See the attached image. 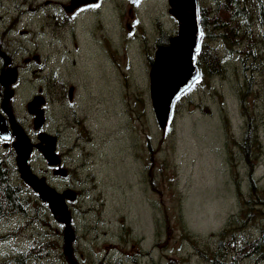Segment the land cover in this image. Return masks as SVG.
I'll return each instance as SVG.
<instances>
[{
    "label": "rangeland",
    "instance_id": "374dc122",
    "mask_svg": "<svg viewBox=\"0 0 264 264\" xmlns=\"http://www.w3.org/2000/svg\"><path fill=\"white\" fill-rule=\"evenodd\" d=\"M13 1H18L22 10L34 17L29 19L23 15L22 21L5 38L9 50H17L25 41L17 30H32L48 23L37 47L48 55L54 36L50 15L54 12L43 8L53 4L66 7L71 0H0V29L14 14ZM100 1L99 10L93 8V13L75 9L78 18L58 33L59 41L73 51L75 65L70 73L73 82L77 81L78 70L90 83H93L91 76L102 71L112 81L101 80L103 103L74 106L83 116H74L72 120L55 114L46 124L49 133L39 134V139H46L52 145L57 133L60 143L63 141L62 151L89 150L91 156L80 151L79 157L95 163L89 168L80 163L79 172H75L76 180L83 181L88 193H80L74 206L66 202L70 212L74 209L71 213L74 231L57 228L53 206L30 196L42 213L48 209L44 216H39L51 229H44V241L49 244L41 260L47 264H67V261L96 264L98 257L116 250L132 256L129 264L135 260H140L141 264H206L195 251L214 247L216 238L212 235L224 227L229 215L238 212L252 190L264 200V148L254 149L258 141H261L259 146H264V27L258 22L257 14L241 19L240 27L259 24L254 31L257 37H263L258 41L262 57L234 50L233 58L228 56L230 52L224 41L212 40V30L203 28L194 59L197 63L198 54L199 77L190 95L193 101L182 96V102L162 132L151 106L147 69L154 40L166 37L174 27L168 0H138L137 7L127 0ZM201 2L203 7L208 5L207 0ZM261 19L264 21V17ZM129 24L133 27L131 31L127 30ZM92 37L97 42L99 57L91 45L83 50L84 42H90ZM193 37L192 33V41ZM74 41L78 47L74 46ZM209 50L219 56L220 63L211 70L205 62ZM10 73L14 75L12 70ZM72 89L77 99L78 87L73 85ZM55 108L68 111L64 102H55ZM142 115L152 121L150 126L140 122ZM250 119L249 128L246 122ZM46 120L44 118V123ZM149 127L153 141L144 144V134L149 133ZM239 141L247 148L248 157L237 145ZM24 146L30 151V143ZM27 151L22 154L26 155ZM47 151L54 165L55 155ZM256 154L257 160L251 157ZM241 157L253 163L251 181L245 182L243 168L236 166ZM37 164L43 170L46 167L43 162ZM70 170L73 169L70 167ZM147 170L156 173L157 190L149 183ZM14 180L20 183L18 173ZM41 182L45 180L41 178ZM252 183L254 189L249 187ZM74 184L75 191L82 188L77 181ZM46 192L52 199L57 195L50 190ZM55 205L59 207L58 203ZM260 210L239 217L252 215L253 224L259 225L260 221L264 222V205ZM24 222L23 217H14L0 224L2 236L6 235L5 231H14L11 236L0 239L1 251L12 246L20 250L27 243L37 248L42 226L32 222L28 228H14L24 227ZM54 249L56 256L51 254ZM101 264L111 263L103 261Z\"/></svg>",
    "mask_w": 264,
    "mask_h": 264
},
{
    "label": "flooded vegetation",
    "instance_id": "af4514ba",
    "mask_svg": "<svg viewBox=\"0 0 264 264\" xmlns=\"http://www.w3.org/2000/svg\"><path fill=\"white\" fill-rule=\"evenodd\" d=\"M11 7L14 14L0 29V159L4 160L6 170L9 172L18 170L16 165L17 148H22V145L26 147L24 145L28 142L31 145L27 160L29 169L39 177H44L51 186L62 194H64L63 191L65 190L75 191V189L69 188L70 186H74L71 182L70 184H67V182L65 184L63 182L59 183L56 177L65 176L68 173L70 174V172L73 173L76 168H79L80 163L86 165L88 168L93 166L95 163L93 161L90 162L89 158L79 157L80 151L87 152L89 156L92 153L89 150H82L80 148H69L65 152L62 151L60 144L63 141L60 143L57 133H54L56 163L51 166L40 153L41 148L43 149L44 147L39 139L41 137L39 134L42 132L49 133L48 129H46V124L47 121L53 119L55 114L64 115L67 117V120H72L74 116H83L81 111L73 109L74 106L103 103L104 94L100 88L102 84L101 80L104 79L105 83H110L112 80L102 71L97 75H92L91 79L93 83H90L89 79L84 78L78 70L77 81L73 82L70 76V73L74 71L75 65L72 58L73 51L71 47L59 41L60 36L58 33L69 22H73L78 18V15L75 13L71 14V11L65 8H62L63 14L59 18L52 19L51 27L54 36L48 55L41 53L37 49L39 43L43 40L42 35L45 33V28L50 25L48 23H42L32 30H17L16 32L20 33V38L25 41L18 45L19 48L17 50H9L5 38L22 21L21 17L23 15L29 19L34 17L27 10L23 11L18 1H13ZM83 7L85 9L84 12L90 11L93 13L94 9L96 11L99 10L97 9V4L85 5ZM71 32L74 34L73 28ZM92 33H95V31L93 30ZM32 39H37L38 41L34 43ZM32 43L33 46L30 45ZM89 45L92 46L97 57H99L97 42L94 40V37L91 38L90 42H84L83 50ZM74 46L78 47L76 41H74ZM156 46H167V44L166 41L160 40L157 37L153 43V47ZM101 56L103 58V54ZM150 60L151 58H149V62ZM10 70H12L14 75L10 73ZM68 75L69 77L67 78ZM10 79L11 81L9 82ZM4 81L9 83L8 86H6L7 84L3 85ZM83 82L89 85V87L84 85ZM73 85L78 87L77 99L74 97ZM35 98H39L41 102V106L35 109L42 110L44 118H47L40 130L34 127L35 114H31L28 110V104ZM55 102H64L68 111L57 110ZM11 118L13 119L12 121H10ZM21 140L24 141L22 142ZM43 142L47 143V141ZM38 161L45 164L44 170L37 164ZM70 167L73 170H70ZM67 264H70V262L67 261Z\"/></svg>",
    "mask_w": 264,
    "mask_h": 264
},
{
    "label": "trees",
    "instance_id": "16d2710c",
    "mask_svg": "<svg viewBox=\"0 0 264 264\" xmlns=\"http://www.w3.org/2000/svg\"><path fill=\"white\" fill-rule=\"evenodd\" d=\"M73 3L78 4L76 0H73V2L69 4L71 5ZM207 3L208 5L203 7L201 0H197L198 24L202 34L203 28L205 30L210 28L213 32L211 39L215 41L217 40V42L223 40L225 48L229 49L230 54H228V56L230 58L235 56L234 50L239 51V53L247 52L252 56L262 57L261 50L258 47V41H260L263 37H257L254 31L256 26L259 24H250L247 27H240V20L252 17L254 14H257L258 22L264 27V21L261 19V17H264V0H207ZM58 6L61 7L60 5ZM69 6H66L65 9H67ZM74 6L75 5H72V7ZM62 14V12H58L56 17L59 18ZM173 22L174 27L172 32L166 37L160 39L166 41L167 46L169 44V39L175 34L176 23L174 19ZM129 27L130 24L128 25V28ZM158 47L166 46H156L150 52V54H153ZM206 47L209 46L206 45ZM150 62L152 64L153 60ZM205 62L211 70L212 66H219V56L213 51L209 50L206 52ZM197 64L199 65L198 54ZM83 68L85 69V66H83ZM196 83L197 79L191 84L189 88L184 90L182 94L176 98V101L172 107L173 111H176L179 106L178 104L182 102V96H184L185 99L190 102L193 101V97L190 95L192 94L191 91ZM173 116L174 114L171 115L168 122L173 118ZM250 121H252V119L246 122L249 128ZM140 122H143L145 126H150L152 121L149 120L147 116L142 115ZM166 127L164 129L160 128L161 131L164 132ZM150 131L151 128L149 127V133L145 132L144 134V144H149L153 141V133ZM21 141L23 142L24 140ZM260 142L261 141H258V143L255 145V150L259 151L261 148H264V146H259ZM237 145L245 152L246 156L248 157L249 152L244 144L239 141L237 142ZM257 156L258 154L251 157L257 160ZM43 158L49 161L44 156ZM236 166H241L243 168V171L245 172V182L251 181L253 174V163L249 160L245 161L244 157H241L238 159ZM19 170L20 169L9 172L6 170L4 160L0 159V224L7 222L14 217H23L25 219L23 224L24 227L21 226V228L19 227L20 225H18V227H14L16 230H21L30 227L32 222H38L40 223L39 225L42 226L41 233H38L40 242L37 244V248H35L33 244L27 243L24 248H21L20 250H17L16 247L13 246L10 248H5L4 251L0 250V259H3V261H0V264H28L30 262H32V264H47V261L41 260L44 253H46L47 245L49 244V242L45 243L44 241V229H47L48 231H51V229L48 228L47 221L44 219L46 222H43L39 216H42L48 209H44V213H42L40 211L41 207L39 205L33 204L34 201L31 200L30 196H33L36 201H38V196L24 183L22 179V181L19 180L20 183H15L14 179L16 173H18ZM75 172H79L78 168H76L73 173L70 172V174L68 173L65 176L56 177L59 183L67 182V184H70L71 182L74 186H70L69 188L72 189H75L74 181H77V183L81 185L82 188L77 192L73 190L63 191V193L67 191V195H69L71 192H74V199L67 198L69 199V202L73 204V206L76 204V197H79L80 193H88V191L86 192V188H84L83 181L76 180ZM155 175L156 173L152 172V170H147L148 181L153 189L157 190L154 181ZM239 185V181L236 180V186ZM249 187L254 189L255 185L252 183L249 185ZM25 204L28 207L27 211ZM262 205H264V200H261L258 194L252 190L248 194V199L241 203V207L239 208L238 212L229 215L224 227H222V229H220L216 234L212 235L216 238L214 247L211 249L200 248L197 250V252L195 251L198 256L203 258L202 262L206 264H264V222L260 221L259 225L253 224L255 220L253 221L251 219L252 215H248L247 218L239 217V215L249 213L255 209H258V212H261L260 207ZM260 220L262 219L260 218ZM54 224L57 228H66L64 224L56 222L55 220ZM14 228H12V230ZM11 232L14 231L8 230L9 236L13 234ZM0 238L2 237L0 236ZM54 251L55 249L51 251L52 256H56ZM73 255L75 256V251L73 252ZM140 257L141 255L138 256V258ZM131 258V255L127 256L117 252L116 250H111L106 254H103L101 257H98L95 261L96 264H101L103 261L109 262L111 264H129L131 262ZM131 264L141 263L140 260H135V262Z\"/></svg>",
    "mask_w": 264,
    "mask_h": 264
},
{
    "label": "water",
    "instance_id": "95a60500",
    "mask_svg": "<svg viewBox=\"0 0 264 264\" xmlns=\"http://www.w3.org/2000/svg\"><path fill=\"white\" fill-rule=\"evenodd\" d=\"M76 1L78 4L84 2L82 0ZM96 1L97 0H88L84 3H95ZM169 3L171 7L169 13L177 21V34L169 39L168 47H158L156 49L153 56V63L149 70V79L151 82V106L156 122L161 129L166 127L172 113V105L176 98L184 90L189 88L190 85L199 77V69L197 64L194 62L195 52L199 46L201 36L197 18L196 2L195 0H189L188 7L184 3L180 2V0H169ZM73 4L75 6L78 5L75 3ZM192 33L194 35L193 41L191 40ZM165 77H169L170 81L166 80ZM10 81L11 79L9 82ZM37 99L39 98H35L28 104L29 112L31 114H35L33 123L36 129L40 128L44 123L43 113L41 112L42 110L35 109L36 107L41 106L40 100L37 101ZM43 141L47 140L41 139L45 151L41 148L40 152L46 159L49 160V162H51V156H49L47 150L49 149L52 151L54 155L55 145H50L48 142L44 143ZM28 153L29 150L26 155L20 153L17 157V166L20 169V178L38 193L39 198H41L42 201H48L47 199H50L51 201L53 200L52 206L54 209L52 210V213L56 216V221L64 223L68 226L70 223V213L67 205H65V196L57 193L53 188L46 184V182L42 183L41 179L39 180L37 176L28 169L26 162ZM23 155L25 156L22 157ZM25 166L26 170H24ZM48 190H50L53 194L54 192L57 193V195L54 194V199H52L51 194L49 195L46 192ZM71 195L72 197H70ZM68 197L73 198L74 194H69ZM56 203H58L59 207H56ZM68 228L69 227H66V229Z\"/></svg>",
    "mask_w": 264,
    "mask_h": 264
},
{
    "label": "bare ground",
    "instance_id": "6f19581e",
    "mask_svg": "<svg viewBox=\"0 0 264 264\" xmlns=\"http://www.w3.org/2000/svg\"><path fill=\"white\" fill-rule=\"evenodd\" d=\"M188 1L189 0H180V2L184 3L187 7L189 6L188 5ZM186 8V7H185ZM173 41V40H172ZM182 46V45H181ZM176 48V47H175ZM180 48V47H178ZM171 72V71H170ZM164 73V72H163ZM166 80L170 81V78L169 77H165ZM157 80V79H156ZM162 85V84H161ZM161 89V88H160ZM163 92V91H162ZM156 108V107H155ZM22 136V135H21ZM43 150L45 151V148H43ZM27 151V147H22V148H17V155H20V153H25ZM64 196H67L66 193L63 194ZM48 202L50 203V205L52 206V201L50 199H47ZM60 204V203H59Z\"/></svg>",
    "mask_w": 264,
    "mask_h": 264
},
{
    "label": "snow or ice",
    "instance_id": "6c2138e0",
    "mask_svg": "<svg viewBox=\"0 0 264 264\" xmlns=\"http://www.w3.org/2000/svg\"><path fill=\"white\" fill-rule=\"evenodd\" d=\"M97 7H98V5H97Z\"/></svg>",
    "mask_w": 264,
    "mask_h": 264
}]
</instances>
